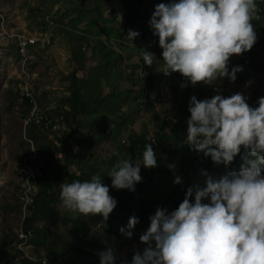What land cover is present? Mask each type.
Returning <instances> with one entry per match:
<instances>
[{
	"label": "rangeland",
	"instance_id": "1",
	"mask_svg": "<svg viewBox=\"0 0 264 264\" xmlns=\"http://www.w3.org/2000/svg\"><path fill=\"white\" fill-rule=\"evenodd\" d=\"M160 2L167 0H133V4L131 0H0V264H23L21 259L25 254L17 247V234L28 213L20 203V168L33 149L40 156L44 152L40 161L52 168V176L64 154L56 152L51 141L59 145L57 137L69 132L81 141L95 139L85 148L69 138L74 160L61 171L56 185L66 182L71 173L80 174L83 179L96 173L106 183L108 176L104 175L117 158H131L126 147L127 130L146 129L152 135L163 113L169 110L171 118L165 131L171 132L177 97L167 89L170 87L167 82L171 74L175 76V71L166 76L160 71V62L155 61L153 69L145 74L143 67L135 69L134 64L143 63V50L160 59L157 37L148 25L154 5ZM123 13L131 15L132 25L121 24ZM252 23L257 37L255 43L249 50L229 57V68L242 66L235 80L224 77L213 82L220 83L232 94L250 86L249 78L253 75L250 72L254 69L260 76L257 91H264V14L254 17ZM130 29L139 33L131 42L126 37ZM17 35L36 39L27 49L25 66L33 75L32 93L39 113L55 125L54 130L33 125L34 137L29 131L32 124L24 123L32 107L21 93ZM113 83L119 91L129 89V94L125 96L122 91L113 94ZM145 84L152 93L162 90L165 99L156 107L142 105L140 112L133 115V105ZM72 90L78 94L81 112L71 111ZM126 122L130 126L125 129ZM156 153L154 172L141 164V180L135 183L134 191H122L124 201L114 197L116 205L106 220L99 214L85 216L67 210L60 198L54 201L55 212L33 221L28 243L23 248L28 254L25 258L30 260L26 264H42L43 257L47 264H99L97 253L106 247L113 249L116 264H121L125 251L128 250L129 256V250L133 251L136 246L143 249L145 245L139 236L149 221L144 222L140 216L142 209L152 204L156 207L158 200L169 195L181 182L173 183L174 176L181 177L177 157L160 149ZM231 168L238 170L239 166L233 164ZM167 169L172 172L165 174L163 171ZM202 173L195 175L196 185L201 187L205 179ZM224 173L222 169L211 177L218 178ZM113 189L109 187L110 191ZM131 215L138 217L139 233L126 239L116 230L126 225Z\"/></svg>",
	"mask_w": 264,
	"mask_h": 264
},
{
	"label": "clouds",
	"instance_id": "2",
	"mask_svg": "<svg viewBox=\"0 0 264 264\" xmlns=\"http://www.w3.org/2000/svg\"><path fill=\"white\" fill-rule=\"evenodd\" d=\"M263 9L264 3L256 15L257 0H167L154 5L148 25L157 37L160 59L143 50V64L158 61L164 75L178 71L203 90L215 83L220 86L210 98L204 94V99L195 95L189 98L190 115L182 143L203 152L216 164L227 166L237 154L241 163L238 170L230 167L218 178L211 177L217 172L198 171L205 176L203 187L186 188L173 210L157 207L139 236L144 248L121 264H264V91L256 88L260 76L253 74L250 86L233 94L220 83H213L224 77L235 80L242 66L229 68V57L255 43L252 21ZM138 34L130 29L126 37L131 42ZM222 91L227 96L220 94ZM243 92L261 96L256 106L247 103ZM170 118L161 120L168 124ZM175 118L174 123L177 114ZM149 137L155 142L153 135ZM180 147L172 138L164 142L165 149L179 152ZM156 156L152 145L146 143L137 158L118 157L106 173L111 186L134 191L135 183L141 180V164L155 167ZM180 181V176H174L173 183ZM59 189L63 207L81 215L99 214L106 220L116 205L109 186L96 173L89 179L64 181ZM137 222L138 217L129 216L126 225L118 229L120 234L130 239ZM97 255L99 264H116L111 247Z\"/></svg>",
	"mask_w": 264,
	"mask_h": 264
},
{
	"label": "trees",
	"instance_id": "3",
	"mask_svg": "<svg viewBox=\"0 0 264 264\" xmlns=\"http://www.w3.org/2000/svg\"><path fill=\"white\" fill-rule=\"evenodd\" d=\"M131 4H133V0H131ZM261 14H264V9ZM131 19H132L131 15L129 13H126L121 24L122 25H132ZM155 39L156 38H154V40ZM112 52L115 54L114 50ZM141 62L134 63L135 69L137 68V66L143 67L145 70L144 72L145 74H148L151 71V69H153L152 67H154V64L150 66L142 65L143 63ZM256 72L257 70L254 69L250 72V74H255ZM169 77H170V80H168L167 86L170 85V87H168V89L169 91L173 93L175 97H177V107H176L177 120L175 123H173L170 134L165 131L168 124L166 121H163V120H161L158 123L156 127L157 130L154 131V133L152 134L155 142L150 140L149 134L147 133L146 129H143L139 132H135L134 130H127L129 134L127 137L126 147H127L128 153H131V159H135L139 156V154L142 152L146 143H150L152 145L155 156H156V151L160 149L163 153H167L170 156L175 155L177 157V162L179 166L178 170L181 174L182 181L180 182V185L175 186V188L169 193V195L158 200L159 203L157 205L158 207H163L168 210L169 208L172 207V210H173L175 207L178 206L179 202L183 199L185 189L190 186H196V184L194 183V177L198 171H203L206 173L214 174L222 170L221 168H223L224 170H228L233 164H236L239 166L241 163V158H240V155L237 154L234 157L233 161H231L227 166L223 164H216L211 160L210 157L204 156L203 152H197L196 150L191 149L188 144L184 145L182 143L183 133L187 130V123H186L187 117L190 115L189 112L187 111L189 98L195 95L198 100L204 99L203 89L198 84V82H196L195 84L189 83L187 80L180 82L178 80L179 75L177 72L175 76L171 74ZM181 84H184V86L181 87ZM146 85L147 84H145V86L142 85V88L139 90V94L136 99L137 103H134L133 105V110H134V111L132 110L133 115H136V111L137 113L140 112L142 105L146 106L142 102V98L144 95H157L158 96L161 92L163 93L162 90L155 91L154 93H152V90L146 87ZM163 86H164V83L162 82L161 87ZM121 91H119L118 87H115L113 83L112 93L116 94L117 92H121ZM121 93L127 96L129 94V89H124ZM71 94L73 98L71 111L73 113L81 112L82 107L78 105V102H79L78 94L76 93V91H73V90L71 91ZM220 94L227 96L223 91ZM23 97H24V100L28 103L27 98L25 96ZM163 97H165V95H163ZM129 121H131V119H129ZM128 126H130V124ZM128 126L126 122L123 128L126 129V127ZM33 129H34V126L32 124L29 127V131L32 137H34ZM106 132L107 134H109V131H106ZM107 134L105 135L107 136ZM69 138H71L73 143L77 142L85 148H87L91 142L95 141V139H91V138H89V140L86 139L84 141H81L77 139V137H74V135L71 134V132H69L64 136L57 137V140L60 141L59 145H57L53 141L50 142L51 145H53L54 147L53 149L56 152H61L62 154H64V156L62 158V161L57 163L56 165V168H57L56 174L53 173V175L51 176L52 168L46 164L42 168L43 175L35 179L36 194L33 197L32 204L29 206V210L27 212L28 214L23 217V220L21 223V229L24 231H28V230L30 231V229L31 230L33 229V221L35 218L40 219L42 218L44 214L55 212V207L53 208L54 201L60 198L59 197L60 189H59V186L56 185V182L58 180V177L61 171H64L65 168L73 162L74 160L73 157L75 155V153H72V150H71L72 141H69ZM168 138H172L176 142L177 147L181 146L179 152H177V149H170V148L165 149L164 148V142ZM112 161L113 159H111L110 163H112ZM174 168L176 169V167ZM154 169L155 167H151L152 172H154ZM163 172L165 174H169L172 172V169H167L166 171H163ZM104 176H107V175H104ZM73 179L82 180L83 178L80 176V174L71 173L67 177L66 182H71ZM105 180H106V183L104 184L108 185L109 187H112L111 178L108 176L105 178ZM122 191H124V189L114 188L112 191L109 190V194L113 197H117V198L120 197L124 201V196H121L123 193ZM157 206L154 207V205L152 204V205H149V207H145L142 209L144 210V212L140 213V216L143 217L144 222L149 221L148 217L152 214V211L153 212L155 211ZM138 228H140V224L137 222L134 225V229L136 230V232L135 234L132 233L133 237L138 235L139 233ZM116 231L117 233L120 234L118 229ZM134 251H142V249L141 247L136 246L133 251L129 250V256L127 252L128 257H125L124 260H129V257L132 256ZM25 257H22L21 259L23 264L30 263V260L27 259L28 257L27 258ZM34 264H38V263H34Z\"/></svg>",
	"mask_w": 264,
	"mask_h": 264
},
{
	"label": "built area",
	"instance_id": "4",
	"mask_svg": "<svg viewBox=\"0 0 264 264\" xmlns=\"http://www.w3.org/2000/svg\"><path fill=\"white\" fill-rule=\"evenodd\" d=\"M264 3V0H257V10L256 15L261 11L262 4ZM36 43V39L34 36H28V35H17V49L19 51V55L21 58V93L27 98V101L29 105L32 107L30 113L26 117L24 123L25 125L33 124V125H43L45 128H49L50 130H54L55 125L52 124L51 120L48 117H43L39 113L38 108V102L36 97L33 95L32 91V83H33V75L27 70L28 67L25 66V62H27V49ZM179 75V81H184L186 78H184L178 71H176ZM175 72V74H176ZM255 80V79H254ZM23 89V91H22ZM220 91L219 84L215 83L211 86H205L203 90V94L206 98H210L212 95H215L217 92ZM243 95L247 97V103L251 106H256V102L259 97L261 96H253V93L251 92H243ZM163 93L161 92L158 96L157 95H144L142 98L143 104L149 107H156L157 105L161 104L163 101ZM169 110H167L163 114V119L168 118ZM176 115V114H175ZM171 117V116H170ZM176 119V118H175ZM174 119V120H175ZM56 143V141H55ZM35 149L28 154L23 161L21 162V168H20V178H21V186L20 190H22V193L20 195V203L23 211L27 210L31 203L33 202V197L36 193V184L35 179L38 177H41L43 175V166L44 164L41 163V156L44 154V152L40 155L38 153L34 152ZM57 154V153H55ZM60 156L61 153H58ZM30 235V231H24L20 229L19 233L17 234L18 237V243L17 247L22 250L25 254V256H28V254L25 253L23 248L27 245L28 237ZM31 258V257H30ZM42 264H47L46 258L40 259Z\"/></svg>",
	"mask_w": 264,
	"mask_h": 264
}]
</instances>
